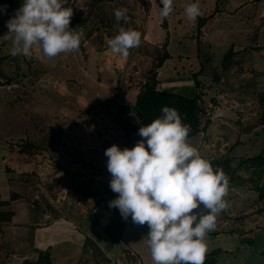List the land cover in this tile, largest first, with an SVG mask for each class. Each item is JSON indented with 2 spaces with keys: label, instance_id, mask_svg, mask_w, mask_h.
Here are the masks:
<instances>
[{
  "label": "rangeland",
  "instance_id": "1",
  "mask_svg": "<svg viewBox=\"0 0 264 264\" xmlns=\"http://www.w3.org/2000/svg\"><path fill=\"white\" fill-rule=\"evenodd\" d=\"M148 1L67 0L64 6L72 8L69 28L80 33L79 48L84 44L104 52L107 49L105 38L114 36L119 28H132L142 36L143 25H136L133 18L138 14L148 15ZM154 1L159 3V0ZM189 2L197 3L201 12L191 21L184 14V7ZM12 3L19 7L18 0H12ZM0 5H5L2 0ZM11 7L6 6L5 14L0 15V170L9 179L11 200L16 195L19 198L12 201L27 203L28 208L33 206V211L43 214L44 224L61 222L66 228L79 231L81 243L70 248V255L64 251L50 252L52 264H64L68 260L70 264H134L127 255L124 256L126 250L118 247L107 234L106 228L117 212L115 208H108V201L116 194L108 187L110 174L106 164L93 163L102 155L100 148H107L104 142L106 127L112 126L118 131L123 127L131 135L133 128V132H137L135 118L127 105H123L122 110H118V106L112 107V100L92 108L82 106L83 86L73 74L87 72L84 66L87 56L79 53L70 57L61 53L44 58L38 51L29 56L10 55L11 34L7 33L4 22L16 9ZM119 8L127 9V22L115 20L113 9ZM171 8L167 28L159 15L162 28L168 29L170 23L172 31L177 32L180 28L178 36L192 40V51L190 43L185 45L188 55L196 49L209 53L216 51L215 62L220 65L219 55L223 53V58L233 47L234 57L228 70L220 69L221 65L211 66L207 80L210 79L217 88L211 93L204 91L210 101L203 108L204 114L207 111L212 115L211 123H219L220 117L226 116L217 113L234 115L231 121L250 151L240 153L230 164L226 173L228 191L224 197L227 207L218 214L219 218L216 216L215 228L207 235L222 234L243 241L255 250L250 254L254 260L251 264H264V199H259V189H264V125L261 123L264 110V0H172ZM200 18L205 19L201 28ZM202 37H208L211 42H202ZM166 47L167 42L161 49L157 45L148 47L140 37L139 44L128 50V54L138 61L135 65L137 74L122 68L121 76L116 69L119 79L123 78L122 84L127 85L129 80L133 85H141L146 81L151 72H156L155 67ZM141 55L151 57L150 62L147 64L138 59ZM61 58H65L64 61ZM204 62L211 63L212 58L204 55ZM68 69L75 72L67 75L71 73ZM186 71L189 72L183 74L184 80H190V85L195 84L193 76L197 73L188 68ZM61 82L67 86V91L59 88ZM119 112L121 118L118 119ZM32 144L36 145L35 149L22 152ZM219 146L222 147L221 141ZM226 155L217 156L222 169L226 158L230 160ZM224 222H229L228 230H225ZM112 235L118 237L119 233L115 231ZM11 245L9 243L10 254L13 253ZM58 248L61 250V246ZM210 256L213 257V253L205 255L204 261L211 260L212 257L207 258Z\"/></svg>",
  "mask_w": 264,
  "mask_h": 264
},
{
  "label": "clouds",
  "instance_id": "2",
  "mask_svg": "<svg viewBox=\"0 0 264 264\" xmlns=\"http://www.w3.org/2000/svg\"><path fill=\"white\" fill-rule=\"evenodd\" d=\"M172 0H160L159 15L166 18ZM67 0H20L4 22L11 34L9 53L29 56L38 51L44 58L77 50L80 33L69 28L72 8ZM6 6L0 5V15ZM127 9H113L116 21L127 22ZM188 20L201 12L195 2L184 7ZM141 33L119 28L106 37L107 51L125 57L140 42ZM59 88L67 91L64 83ZM189 127L178 112L162 106L160 115L139 126L141 138L131 148L107 147L103 155L110 174L108 187L116 196L108 201L121 219L147 225L146 245L153 264H203L205 237L214 230L216 216L227 207L228 181L220 168L187 141ZM202 206L205 212L195 210Z\"/></svg>",
  "mask_w": 264,
  "mask_h": 264
},
{
  "label": "crops",
  "instance_id": "3",
  "mask_svg": "<svg viewBox=\"0 0 264 264\" xmlns=\"http://www.w3.org/2000/svg\"><path fill=\"white\" fill-rule=\"evenodd\" d=\"M148 2H150V12L148 15L146 17L140 14L135 15L133 22L138 26L143 25L141 41L146 46L153 47L157 45L161 49L163 44L167 42L165 52L169 54L170 58L166 59L162 66L156 70L159 82L158 90L173 93H182L185 91V94L203 92V102L207 106L210 100H208L207 93L205 92L208 90L211 93L217 88L216 84L211 82L210 79V81L207 80L208 73L211 71V66L217 68V65H221L223 53L219 55L221 57L220 65L215 62L218 54V52L215 53L216 51L209 53L204 49H196L195 52L188 55L190 53L185 51V45L189 43V45H192V40H186L178 36L177 32H181L180 28L177 32L172 31L169 28L170 23L168 29H163L162 21L159 19L160 10L158 7H160V0L157 4L154 0ZM203 40H205V43L211 42L208 37H204L202 42ZM191 48L192 51L193 45ZM203 51L208 54H204ZM79 53L82 56L88 57V59L86 58L87 65H84L85 68L87 67L85 69L87 72L84 75L77 73L75 76L71 72L75 71L68 69L71 73L66 74H73V78H76L77 82L83 86L80 100L82 106L92 108L100 102L112 100V104H110L112 107L118 106V110H122L123 105H127L128 111H132L130 105L135 104L143 84L137 85V83H134L133 85L129 80V85H126V83L122 84L123 78L119 79V73L121 75L120 70L127 68L128 71L132 70L131 72L137 74L135 65L138 64V61L132 58L133 55L128 54L125 57L114 56L107 49L104 52H99L86 47L84 44L82 48L64 53L63 55L71 57ZM204 55L210 56L212 62H204ZM65 58H61L60 60L64 61ZM138 59L148 64L151 57L146 56L144 58L141 55V58ZM187 68L192 70L193 73H197L193 76L195 78V84L191 83L190 85V80H184L185 75L183 74L189 72L186 71ZM221 68L222 66H220ZM116 69L119 72L117 74ZM127 74L130 73L127 72ZM196 81L200 83L198 88L196 87ZM130 113L134 116V113ZM124 114L122 112V115ZM220 114L226 116L223 118L220 117L221 122L219 121V123H211L209 119L201 116L200 131L187 141L193 147L197 148L200 154L210 162L218 161L217 156L223 157V155L227 154L226 157L229 156L230 160L224 157L226 158L225 162L233 164L235 158L240 153L250 151V147L245 145L246 143L244 141L242 142L244 139H241L239 130L236 129V124L234 121H231V119H234V115L231 113H217L218 116H221ZM215 117L218 118L217 116ZM227 129L228 131L225 133ZM125 136L127 141L125 147L128 148H131L141 139L137 135V132H133V130L131 135L126 132ZM235 137L236 139H234ZM132 138L133 141H131ZM219 141H221L222 147L219 146ZM100 151H102V155H99L97 162L91 161L94 162L93 165L106 164L107 158L103 155L104 150L100 148ZM218 152L220 155L217 154ZM11 192L9 179L6 173L0 170V264L35 263L38 260L39 253L45 252L48 249L53 253L64 251L63 253L70 255V248H75L76 243H81L78 230L75 228H66V225L61 222L51 221L48 224H44L43 214H38L37 211H33V206L28 208L27 203L12 201ZM12 204L15 206L13 207ZM9 213H12V216L8 220L7 215ZM227 214L229 215V212ZM217 218H219L218 215ZM216 224H218V221ZM223 224H226L225 230H228L230 226L229 222H224ZM147 230L146 224H133L130 218L123 220V229L120 234V239L116 244L118 247L126 250L124 256L127 255L134 264H153L150 252L145 243L146 236L144 235H146ZM60 240H62V243ZM9 243H12V254L8 252ZM205 243V255H211L213 253V257H207H212V259L209 261H206V259V262L203 261V264H251L254 261L250 257V254L251 251L255 250H252V248L241 240L225 237L222 234L211 237L206 235ZM59 244L61 250L58 248L60 247ZM64 264H70V260Z\"/></svg>",
  "mask_w": 264,
  "mask_h": 264
},
{
  "label": "trees",
  "instance_id": "4",
  "mask_svg": "<svg viewBox=\"0 0 264 264\" xmlns=\"http://www.w3.org/2000/svg\"><path fill=\"white\" fill-rule=\"evenodd\" d=\"M18 1L20 2V0ZM2 2L9 9L12 8L11 6L15 7L14 4L12 3V0H2ZM168 16L166 18H163L164 28H167ZM198 24L200 28L204 26L205 19L200 18ZM233 57H234V50L233 47H231L222 59L221 66L223 71H226L231 67ZM168 58H170V56L165 52L163 56L159 59V63L157 64L155 69L157 70L158 68H160L163 62ZM158 84L159 82L157 78V73L153 71L151 72L150 76L147 78L145 84L142 85V88L135 101V108L132 111H130L134 113V118L136 122L135 130L137 131L139 126H144L149 122H151L154 118L158 117L160 115V109L162 106H168L174 108L178 112L182 123L188 125L189 132L187 135V140L194 137L200 131L201 116L204 113V108H203L204 102L201 93L195 92L193 94H182V93L164 92L158 90L157 88ZM199 86L200 83L196 81V87L198 88ZM117 118L118 119L121 118V112L118 113ZM261 123L262 125H264V110L262 111L261 114ZM132 130H134V128ZM119 131H120V136L121 137L124 136L126 138L125 129L121 127ZM35 148L36 145L32 144L30 145V147L26 148V150H22V152L27 153L29 150L31 149L33 150ZM210 163L213 169L221 167L219 166L218 161H212ZM224 163H225L223 166L224 168L221 169L228 181V177L226 173L229 172L230 164L229 162H224ZM17 198L19 197L16 195L12 196V200H16ZM259 199L260 200L264 199V189H259ZM195 211L199 214L205 212L206 210L203 209L202 206H199ZM11 216L12 213H9L7 215V219L9 220ZM122 229H123V219H121L117 211L116 216L113 217L110 225H108V227L106 228L107 234L112 237V241L114 243L118 242V240L120 239L119 236L121 234ZM115 231L119 233L118 237H113L112 233H114ZM42 262H44V264H52L50 249H48L46 253L41 252L39 254L38 260L35 263H29V264H42Z\"/></svg>",
  "mask_w": 264,
  "mask_h": 264
},
{
  "label": "built area",
  "instance_id": "5",
  "mask_svg": "<svg viewBox=\"0 0 264 264\" xmlns=\"http://www.w3.org/2000/svg\"><path fill=\"white\" fill-rule=\"evenodd\" d=\"M145 82L146 81H142V84H145ZM203 115H204L205 118H207L209 120L212 119V117H211L212 115L210 116V113L207 112V111H206L205 114L203 113ZM104 135H105L104 136V142H105L106 147H109V146L115 144L116 146L123 148L127 144L126 138L124 136L121 137L120 136V131H118L117 128H114L112 126L106 127Z\"/></svg>",
  "mask_w": 264,
  "mask_h": 264
},
{
  "label": "water",
  "instance_id": "6",
  "mask_svg": "<svg viewBox=\"0 0 264 264\" xmlns=\"http://www.w3.org/2000/svg\"><path fill=\"white\" fill-rule=\"evenodd\" d=\"M135 108V104L130 105V109L133 110Z\"/></svg>",
  "mask_w": 264,
  "mask_h": 264
}]
</instances>
